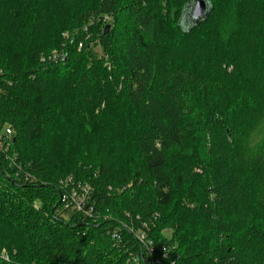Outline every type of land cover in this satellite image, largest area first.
Instances as JSON below:
<instances>
[{
    "label": "trees",
    "instance_id": "obj_1",
    "mask_svg": "<svg viewBox=\"0 0 264 264\" xmlns=\"http://www.w3.org/2000/svg\"><path fill=\"white\" fill-rule=\"evenodd\" d=\"M206 1L184 29L193 0H0V135L37 179L0 155L8 264H145L144 224L163 264H264V0ZM97 12L125 23L83 32ZM69 176L98 223L61 212Z\"/></svg>",
    "mask_w": 264,
    "mask_h": 264
},
{
    "label": "built area",
    "instance_id": "obj_2",
    "mask_svg": "<svg viewBox=\"0 0 264 264\" xmlns=\"http://www.w3.org/2000/svg\"><path fill=\"white\" fill-rule=\"evenodd\" d=\"M109 20V18H107ZM82 47V45H80ZM62 59L60 54L43 58L51 62H58ZM14 137L11 129L7 128L4 134L0 135V155L9 161L12 168L16 170V178L25 183H37V179L31 174L23 171V168L18 164V154L13 150ZM58 188L61 192V212L63 214H77L85 220L98 223L102 219V215L98 210L97 202L94 198V189L88 183H83L77 180L74 176H69L62 179ZM144 228V229H143ZM143 228L137 229L135 226L130 227V232L134 235L137 242L141 245L144 255L143 262L145 264H163V260H167L168 253L166 249L162 252L158 251L157 245L151 239L147 231L149 227L144 224ZM147 230V231H145ZM108 235L115 242L116 246L123 244V237L120 230H109ZM160 255V256H158ZM11 262V257L5 249H0V264H8ZM129 263L140 264V258L134 254L130 255Z\"/></svg>",
    "mask_w": 264,
    "mask_h": 264
},
{
    "label": "rangeland",
    "instance_id": "obj_3",
    "mask_svg": "<svg viewBox=\"0 0 264 264\" xmlns=\"http://www.w3.org/2000/svg\"><path fill=\"white\" fill-rule=\"evenodd\" d=\"M181 6H183V3H182ZM192 10H193V6L187 10L186 17L184 16L185 18L182 19L183 20L182 21V26H183L184 29H187V27H189L192 24V22H193V20H192ZM107 18H109V20ZM124 23H125V21L123 20V17L117 23V22H114L113 18L108 17V16H103L99 12H97L94 15V19H92L89 23L88 22L86 23V25L84 26L83 32H87V30H88L89 27H92V26H95V25H100L101 29H103V30H105V28L107 26H110L111 27L110 31L111 30L114 31L117 28H119L121 25H123ZM79 33H80V31L77 30V31H75L73 33V35L70 34V33H66L64 36L68 40V39H72L74 37H78L77 35ZM82 50H83L82 47L79 45L78 52H82ZM91 51H92L93 54H96L100 58L104 57L105 52H104L103 48L101 47L99 40H94V41L91 42ZM56 54H66V53L64 51L54 50V51L48 53V56H54ZM44 56L46 57L47 55H44ZM44 56H43V58H45ZM108 69L109 70L111 69V66L110 65H108ZM103 108H105V104H102L101 109H103ZM191 126H193V125H191ZM196 172L197 173H201V170L200 169H196ZM190 186H191L190 183H188L184 188L186 190H188V192L190 193V195H193V188L192 189L189 188ZM172 190L175 191V192H178L179 191V189H176L174 187V184L172 185ZM179 193H181V191H179ZM172 205L173 204H172V201H171L170 208L172 207ZM189 205H190V202H189ZM164 234L170 236V233L169 232H164Z\"/></svg>",
    "mask_w": 264,
    "mask_h": 264
},
{
    "label": "water",
    "instance_id": "obj_4",
    "mask_svg": "<svg viewBox=\"0 0 264 264\" xmlns=\"http://www.w3.org/2000/svg\"><path fill=\"white\" fill-rule=\"evenodd\" d=\"M193 10H192V20L195 23H198L202 21L203 19L207 18L210 9L209 4L206 0H193ZM111 27L107 26L105 28V34H108L110 32Z\"/></svg>",
    "mask_w": 264,
    "mask_h": 264
}]
</instances>
